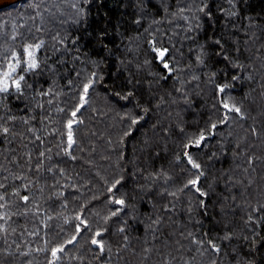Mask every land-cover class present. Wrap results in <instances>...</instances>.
I'll return each instance as SVG.
<instances>
[{"label":"trees","instance_id":"obj_1","mask_svg":"<svg viewBox=\"0 0 264 264\" xmlns=\"http://www.w3.org/2000/svg\"><path fill=\"white\" fill-rule=\"evenodd\" d=\"M41 41V75L28 83L52 95H0V125L10 129L0 132V183L16 213L0 233V264H49L59 245V264H264V0H23L0 9V62ZM154 47L169 50L172 73ZM92 72L88 104L72 118ZM222 101L244 118L228 113L221 124ZM70 118L82 121L72 129L74 161L64 151ZM201 132V146L185 149ZM186 150L202 166L204 197L192 186L177 191L197 175ZM161 170L167 183L154 179ZM116 179L126 206L109 202ZM81 213L91 229L68 244ZM104 228L111 251L101 255L90 238Z\"/></svg>","mask_w":264,"mask_h":264},{"label":"snow or ice","instance_id":"obj_2","mask_svg":"<svg viewBox=\"0 0 264 264\" xmlns=\"http://www.w3.org/2000/svg\"><path fill=\"white\" fill-rule=\"evenodd\" d=\"M85 4L89 3L90 0H84ZM35 7H39L38 5H35ZM73 8H76L77 6L75 4L72 5ZM207 5L205 4L203 7L198 9L199 11H204V8H206ZM83 11V9H81ZM181 12L185 11V9H180ZM39 14V13H38ZM235 15V13H232ZM185 20L188 19V17H184ZM136 23H139L137 20ZM16 37L13 36L12 39H15ZM75 43V41H73ZM217 44H219V41H216ZM43 44V41L36 43V44H26L22 47L20 51H11L10 53H5L3 56V62H0V95L4 96L5 98L7 96H15L17 98H22L25 94L26 90H32L36 91L35 84L38 83V81H34V83L30 84L28 83V80L31 79L33 76H38L41 75V72L39 71L41 69V62L37 56V53L39 52L41 46ZM153 51L158 55V58L160 61L163 63V68L166 69L169 73H172L173 67H170L169 63L165 61V55L168 53L167 48H153ZM198 62L203 63V60L198 56L197 57ZM95 63V62H94ZM239 67V65H237ZM77 76L80 75L79 72L75 73ZM237 77H233V79H236ZM97 80V73L92 72L89 77L86 78V82L82 84V92L79 95V104L71 111V117L75 118L77 117V113L80 112L82 108L85 107L86 104H88V94L89 90L93 88ZM69 84H71V81H69ZM228 87V85L224 86H217V89L219 92L223 93L225 91V88ZM52 95V89L48 88L47 90H44L42 87L40 88L39 91H36V96L38 97H49ZM132 93L129 92L128 96H131ZM35 99V97H33ZM124 99H127V96L124 97ZM49 104L52 103V100L49 99L47 101ZM222 106L223 109L227 110L225 112V115L223 119L220 121L221 124H226L229 120V115L228 113H235L237 114L240 118H244V114L241 110L240 107H238L235 104H230L226 101H222ZM37 108H43V103H37L36 105ZM5 111V116L3 119L5 120H11L14 121L16 119L15 116L7 114V109H3ZM60 111H63V109H60ZM145 112L148 110L145 109ZM70 118L67 121V146L64 149L65 153L71 157V159L74 161L76 160L75 156L71 155V152L69 150L72 149L73 145L76 143V141L73 138V125L76 123H82V121H77L76 119ZM131 124H137L139 121L136 118L130 117ZM24 123H27V120L24 121ZM212 129L217 128L216 123L211 124ZM31 130V129H30ZM10 129L8 127H5L3 125H0V132H2L3 135L7 136L9 133ZM128 133H125L127 135ZM39 139V137H36ZM206 140L205 135L203 132H201L198 136V138L194 137L189 143L184 145L185 149H190L192 147L199 148L202 144L203 141ZM184 157L186 158V162L188 165L191 166L192 169L197 170V175L194 179H190L183 185L182 188L178 189L177 191H183L185 188H188L189 186H192L197 193L200 194L201 197H204L207 195V193H204L201 191L200 187H198V182L200 176L204 175V172L201 170L202 166L200 163H198L193 156L189 153V151H185L183 153ZM40 160H38L37 164V171L39 170L40 167L43 166V158H45V152H40L39 153ZM47 159H50V157H47ZM177 160H179V157H177ZM48 172H52L53 169L49 167L47 169ZM60 172H63V169H60ZM163 176L164 182L167 183L171 177L168 176L166 173L161 170L160 175L154 176V179H160V176ZM16 179L21 180L22 186L25 191L28 189V184L24 183V177L19 176L16 177ZM122 187L121 179H116L111 183V186L107 188L108 193H111L112 195L109 197V202L113 204L114 206H126V200L124 198L117 199L115 193L120 191V187ZM7 188L8 186L5 184L0 183V189H4V193L0 194V221H3V223H0V233H4L6 235L7 233V227L6 225L8 222L12 219L13 215H16V213H10L9 209L11 207L9 203V198L7 194ZM170 196L175 197L176 192H168L167 193ZM60 195H63V193H60ZM12 197H19V199L24 203V205H27L29 202V195L24 194L21 195V192L19 189H16L12 191L11 193ZM67 204L66 202L62 203V207H66ZM123 210V207H116L115 211H111L109 216H106L105 223H107L108 220H110L112 217H117L118 213ZM20 215H26L25 213H20ZM49 219H52V217H49ZM76 219L79 221V223H76L73 225L75 229V235L72 237V239L68 240V244H73L74 241L76 240L77 236H79L82 232H87L91 229V225L88 223L87 219L83 217V214L81 213L76 217ZM126 223V221H125ZM47 227V225H45ZM15 231V229H13ZM120 233H123L125 229L123 227L118 228L117 230ZM23 235V233L21 234ZM29 235H35V233H29ZM227 238V237H226ZM109 239L108 235V229L104 228L103 230H96L91 238H90V243L91 245L95 246L96 252L100 253L101 255L105 254L106 251L110 252L111 248L108 247L106 249V240ZM124 239L126 240L127 237L125 236ZM194 243L199 244L200 241L194 240ZM209 245L211 249L219 253L220 248L213 243L212 241H209ZM66 248V245H59L56 247H53L51 251V260L49 261V264H59L60 259H61V254L64 253ZM41 249H37V251H40ZM25 255L27 253H24ZM213 264H215V261H213Z\"/></svg>","mask_w":264,"mask_h":264},{"label":"water","instance_id":"obj_3","mask_svg":"<svg viewBox=\"0 0 264 264\" xmlns=\"http://www.w3.org/2000/svg\"><path fill=\"white\" fill-rule=\"evenodd\" d=\"M21 1H23V0H0V9L7 7V6H10V5H13L15 3H19Z\"/></svg>","mask_w":264,"mask_h":264}]
</instances>
